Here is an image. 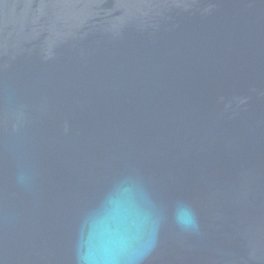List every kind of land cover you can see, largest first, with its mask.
<instances>
[{
    "label": "water",
    "instance_id": "1",
    "mask_svg": "<svg viewBox=\"0 0 264 264\" xmlns=\"http://www.w3.org/2000/svg\"><path fill=\"white\" fill-rule=\"evenodd\" d=\"M0 264H264V0H0Z\"/></svg>",
    "mask_w": 264,
    "mask_h": 264
},
{
    "label": "clouds",
    "instance_id": "2",
    "mask_svg": "<svg viewBox=\"0 0 264 264\" xmlns=\"http://www.w3.org/2000/svg\"><path fill=\"white\" fill-rule=\"evenodd\" d=\"M181 223H183V221H180Z\"/></svg>",
    "mask_w": 264,
    "mask_h": 264
}]
</instances>
